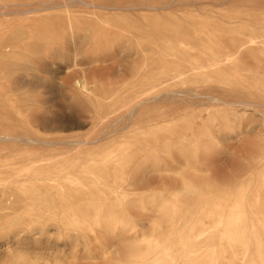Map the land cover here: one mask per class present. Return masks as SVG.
Instances as JSON below:
<instances>
[{
  "label": "rangeland",
  "instance_id": "rangeland-1",
  "mask_svg": "<svg viewBox=\"0 0 264 264\" xmlns=\"http://www.w3.org/2000/svg\"><path fill=\"white\" fill-rule=\"evenodd\" d=\"M0 264H264V0H0Z\"/></svg>",
  "mask_w": 264,
  "mask_h": 264
},
{
  "label": "bare ground",
  "instance_id": "bare-ground-1",
  "mask_svg": "<svg viewBox=\"0 0 264 264\" xmlns=\"http://www.w3.org/2000/svg\"><path fill=\"white\" fill-rule=\"evenodd\" d=\"M254 42V41H253ZM170 93V92H169ZM176 94V93H175ZM209 100H210V98H208ZM151 100V99H150ZM211 101H212V99H211ZM132 112V111H131Z\"/></svg>",
  "mask_w": 264,
  "mask_h": 264
}]
</instances>
